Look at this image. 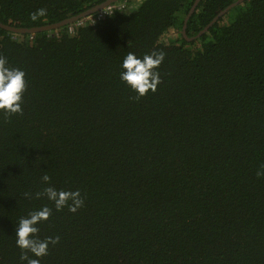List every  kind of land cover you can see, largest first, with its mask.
I'll return each instance as SVG.
<instances>
[{
	"label": "trees",
	"instance_id": "1",
	"mask_svg": "<svg viewBox=\"0 0 264 264\" xmlns=\"http://www.w3.org/2000/svg\"><path fill=\"white\" fill-rule=\"evenodd\" d=\"M103 1L0 0V22L46 26ZM194 1L131 0L72 31L0 27V55L27 83L23 111L0 110V264H21L16 224L44 205L38 235L59 241L40 264H264V0L188 41ZM233 1L199 0L186 35ZM153 49L160 82L137 98L120 64ZM45 174L83 205L36 199Z\"/></svg>",
	"mask_w": 264,
	"mask_h": 264
},
{
	"label": "clouds",
	"instance_id": "2",
	"mask_svg": "<svg viewBox=\"0 0 264 264\" xmlns=\"http://www.w3.org/2000/svg\"><path fill=\"white\" fill-rule=\"evenodd\" d=\"M46 14L47 9L39 8L31 14V19L42 18ZM164 56L163 51L155 49L145 53L142 57L133 52L127 53L120 64V80L136 94L137 98L146 95L149 91L154 92L160 82L158 68L163 62ZM26 87L24 70L10 66L7 58L0 55V110L8 115L21 113L23 111V93ZM256 175L264 176V167L258 169ZM41 179L47 186L43 191L34 194L36 199L46 197L48 201L52 202L56 211L67 207L70 212H76L83 205L84 201L79 189L58 190L48 184L50 177L47 174L43 175ZM51 213L52 208L44 205L29 212L27 216L19 218L15 227V243L21 249L19 257L21 264H40L38 258L48 254L50 245L58 243L59 236L40 238L38 235L40 231L38 225L48 220Z\"/></svg>",
	"mask_w": 264,
	"mask_h": 264
},
{
	"label": "water",
	"instance_id": "3",
	"mask_svg": "<svg viewBox=\"0 0 264 264\" xmlns=\"http://www.w3.org/2000/svg\"><path fill=\"white\" fill-rule=\"evenodd\" d=\"M117 0H105L79 14H76V15H73L71 17H68L66 19H63L59 22H56V23H53V24H50V25H46V26H41V27H36V28H17V27H14L12 25H9V24H4L2 22H0V27L1 28H4L6 30H9V31H14V32H18V33H21V32H27V33H35V32H39V31H44V30H48V29H56V28H59V27H62L64 25H67V24H70V23H73L75 20H78L80 18H84L100 9H103L105 6L111 4V3H114L116 2ZM199 0H195L193 5L191 6V8L189 9L187 15L185 16L184 18V21H183V26H182V30H181V34L184 36V38L188 41H191V40H194L195 38L199 37L202 33H204L210 26L213 25L214 22H216L221 16H223L230 8H232L233 6H235L236 4L244 1V0H235L233 1L232 3H230L227 7H225L224 9H222L221 11H219L216 16L202 29L200 30L196 35H193V36H187L186 35V32H185V28H186V22L189 18V16L191 15V13L193 12V10L195 9V7L197 6V3H198ZM170 33H174L173 30H170L169 31Z\"/></svg>",
	"mask_w": 264,
	"mask_h": 264
},
{
	"label": "built area",
	"instance_id": "4",
	"mask_svg": "<svg viewBox=\"0 0 264 264\" xmlns=\"http://www.w3.org/2000/svg\"><path fill=\"white\" fill-rule=\"evenodd\" d=\"M131 1V0H118L114 3H111L107 6H105L103 9L98 10L95 14H91L88 15L84 18L78 19L76 20L74 23L75 24H79L80 22H88V23H93L96 20L100 19L101 17H103L106 14H111L113 11H118V10H122L125 8L126 4ZM73 23V24H74ZM73 27L72 24H70L69 26V31H72Z\"/></svg>",
	"mask_w": 264,
	"mask_h": 264
},
{
	"label": "rangeland",
	"instance_id": "5",
	"mask_svg": "<svg viewBox=\"0 0 264 264\" xmlns=\"http://www.w3.org/2000/svg\"><path fill=\"white\" fill-rule=\"evenodd\" d=\"M168 35H173V34L169 33V34H167V35H164L162 39H163V40L168 39Z\"/></svg>",
	"mask_w": 264,
	"mask_h": 264
}]
</instances>
